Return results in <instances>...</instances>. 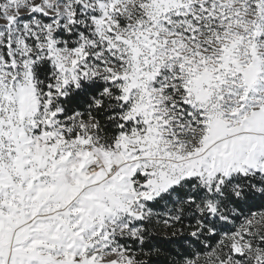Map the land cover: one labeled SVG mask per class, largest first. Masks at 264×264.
<instances>
[{
	"label": "snow or ice",
	"instance_id": "1",
	"mask_svg": "<svg viewBox=\"0 0 264 264\" xmlns=\"http://www.w3.org/2000/svg\"><path fill=\"white\" fill-rule=\"evenodd\" d=\"M0 264H264V0H0Z\"/></svg>",
	"mask_w": 264,
	"mask_h": 264
}]
</instances>
